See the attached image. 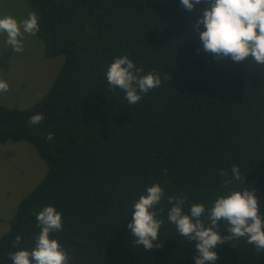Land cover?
Wrapping results in <instances>:
<instances>
[{"label": "trees", "instance_id": "16d2710c", "mask_svg": "<svg viewBox=\"0 0 264 264\" xmlns=\"http://www.w3.org/2000/svg\"><path fill=\"white\" fill-rule=\"evenodd\" d=\"M25 1L38 17L44 54L63 59L34 105L0 104V142L28 141L47 164L0 235V264L35 246L36 214L48 205L63 221L50 238L70 264H194L196 241L168 220L169 196H186L189 213L194 203L210 209L218 196L247 189L264 218V65L204 50L196 21L210 0L191 11L181 0ZM123 55L162 81L133 105L106 79ZM35 114L44 119L29 126ZM233 165L242 179L225 185ZM156 183L165 192L155 206L163 223L153 244L161 247L145 250L127 225L133 204ZM219 233L228 235L223 222ZM213 251L218 260L206 264H264V252L244 237Z\"/></svg>", "mask_w": 264, "mask_h": 264}, {"label": "clouds", "instance_id": "9594fccd", "mask_svg": "<svg viewBox=\"0 0 264 264\" xmlns=\"http://www.w3.org/2000/svg\"><path fill=\"white\" fill-rule=\"evenodd\" d=\"M200 3L201 0H181V4L189 11ZM201 23L205 30L200 32V39L206 52L217 58L230 57L235 62L250 57L256 64L264 65V0H210V7H205L203 15L196 21L197 26ZM38 31V17L34 12L22 21L10 15L0 16V33H6V43L15 52L23 51L24 33L35 35ZM142 72V68L123 55L116 57L109 65L106 79L112 89H121L128 104L133 105L141 100L142 94L162 83L158 73L141 75ZM8 90V83L0 80V92ZM43 119V114H35L29 117L28 124L38 125ZM53 138L49 132L46 139ZM220 175L226 176L227 173L220 170ZM241 179L239 167L233 165L231 179H226L224 184ZM164 195V189L156 183L147 187L146 194L133 204L132 219L127 227L135 237L134 243L142 245L145 250L161 247L159 243L153 244L159 239L158 233L163 223L156 219L158 212L155 206ZM167 199L171 205L168 220L186 240L196 241L198 255L195 256L194 264L215 262L219 257L213 249L218 244L241 237L254 245L258 252H264V218L259 214L258 199L254 192L247 189L232 190L227 195L215 198L210 209L201 203L192 204L189 213L183 209L187 202L186 196H169ZM36 220L40 231L35 236V246L31 250L21 249L9 253L13 264H70L67 251L56 238H50V233L62 229L61 213L48 205L36 214ZM221 222L227 228L226 236L219 233ZM20 243L21 236L17 235L13 246Z\"/></svg>", "mask_w": 264, "mask_h": 264}, {"label": "rangeland", "instance_id": "374dc122", "mask_svg": "<svg viewBox=\"0 0 264 264\" xmlns=\"http://www.w3.org/2000/svg\"><path fill=\"white\" fill-rule=\"evenodd\" d=\"M29 13L25 0H0V16L22 21ZM6 39V33H0V80L9 85L7 92H0V104L29 108L50 86L63 56L46 57L35 35L23 34V51L19 53ZM46 169V162L28 141L0 142V235L7 230L19 200L36 186Z\"/></svg>", "mask_w": 264, "mask_h": 264}]
</instances>
